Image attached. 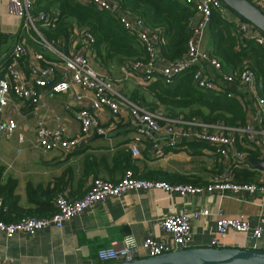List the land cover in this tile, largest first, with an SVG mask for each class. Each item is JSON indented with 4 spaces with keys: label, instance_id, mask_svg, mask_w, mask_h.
Wrapping results in <instances>:
<instances>
[{
    "label": "crops",
    "instance_id": "crops-1",
    "mask_svg": "<svg viewBox=\"0 0 264 264\" xmlns=\"http://www.w3.org/2000/svg\"><path fill=\"white\" fill-rule=\"evenodd\" d=\"M0 23L1 35L6 37L3 46L10 43L7 49L1 50L6 54L18 39L21 25L20 20L9 15L7 0H0ZM204 50L208 51L206 40ZM203 71L219 89L233 90L234 94H231L247 104L249 113L246 125L258 127L257 101L260 98L256 87L229 84L210 66L204 67ZM223 73L229 75L228 71ZM155 75L157 77L153 82L162 80L158 73ZM121 78L122 94L129 101L134 103V96L144 97L148 107H157V101L146 90V86L152 82H146L137 75ZM40 94L44 108L40 104L29 103L20 111L12 106L6 109V113L15 116L18 121V134L23 133L26 137L24 143L20 144L18 135L11 140L0 135V139L6 141L0 142V185L13 187L12 195L4 196L11 205L5 212L7 222H18L30 215L50 217L57 211L55 200L60 192H65L70 200L81 199L95 178L117 183L128 170H132L140 176L150 174L154 178L152 180L189 182L190 185L206 187L225 168L210 146L191 139L173 142L172 138L162 134L150 136L136 128L129 119L112 116L108 109L101 113L100 118L102 127L107 130L105 135L94 131L77 148L67 153L62 150L47 151L36 143L37 126L42 123L54 129L61 125L65 128L66 140L76 139L81 136V125L76 114L82 109L91 108L92 102L90 93L78 87L65 94L53 95L46 90H40ZM77 96L83 100L78 101ZM12 100L19 103L15 98ZM159 107L154 113L167 118L165 109ZM190 111H179L180 118L185 119ZM155 144L160 145L162 155H155ZM239 146L252 152L259 150L260 156L254 158L243 151L246 159L234 169L248 172L251 183L264 184V170L246 161L251 158L255 163L264 162V143L262 147H254L243 141V135H240ZM134 147L139 155H133ZM234 176L235 181L241 183ZM203 210H209L211 214L193 222L190 248L225 247L264 251V222H261L264 219V196L205 191L196 196L180 197L154 189L131 192L120 200L110 199L74 218L64 228H49L35 237L16 235L7 238L0 232V264H98L97 252L109 246L111 241L130 236L141 246L147 237L169 239L163 234L161 226L165 218ZM219 212L225 218H242L253 226H261V238L254 239L237 232L219 236L216 233ZM214 240L218 245H213Z\"/></svg>",
    "mask_w": 264,
    "mask_h": 264
},
{
    "label": "built area",
    "instance_id": "built-area-1",
    "mask_svg": "<svg viewBox=\"0 0 264 264\" xmlns=\"http://www.w3.org/2000/svg\"><path fill=\"white\" fill-rule=\"evenodd\" d=\"M83 5H92L97 10L108 12L123 25L124 29L145 45L149 54L148 63L134 62L121 67L125 77L137 75L146 82H153L157 75L162 77L166 85H171L176 78L188 70L197 68L194 81L200 89L225 92L219 89L210 80L203 68L210 66L229 84L245 88L256 87V75L246 68L238 81L232 76L224 75L221 63L212 58L204 50L206 31L211 22L212 15L218 13L229 23L235 24L243 38L253 40L264 50V34L253 25L238 18L221 0H186L193 4L197 10L198 20L194 26L192 37L188 42V51L177 62L166 61L159 52L162 42V32L152 33L138 18L123 10L116 0H77ZM264 13V0H248ZM8 13L20 20L18 39L13 47L0 59V135L9 140L17 135L19 143L23 144L26 137L18 134V121L15 116L6 113L10 106L20 111L27 104H40L43 96L40 90L50 94H65L75 87L90 93L91 108L82 109L76 114L81 125V136L65 139V128L58 126L51 129L40 123L35 130L36 143L47 151L62 150L67 153L77 148L92 132L105 135L107 130L101 125V113L108 109L112 116L129 119L139 130H144L150 136L157 134L167 135L173 142L191 139L210 146L225 165L219 176L215 177L206 187L190 184H171L165 181L145 180L135 177L132 171H127L117 183L93 179L89 191L78 200H70L65 192H60L55 200L57 211L50 217H26L18 222L7 223L3 221L1 210L4 207L0 198V232L7 238L16 235L35 237L37 234L49 229H62L74 218L88 212L99 204L110 199L120 200L131 192H145L154 189L163 190L170 195L180 197L196 196L203 192H232L239 194L245 192L249 195L260 194L264 196V184H242L235 181L234 167L243 163L246 155L238 150L237 136L243 135L254 147H262L264 143V100L257 101L258 127L246 125L244 128H229L223 124H210L201 119L193 118H166L158 113H152L144 107L132 103L121 90L122 80H113L110 74L99 67L95 62L92 48L94 38L89 31L74 28L69 40L60 37L49 40L43 29L55 28L56 16L46 11L36 10V0H7ZM231 96V95H229ZM15 98L19 103H14ZM82 101L80 96L76 97ZM154 153L162 155L163 150L159 144L154 145ZM133 155H139L137 148L132 149ZM209 210L184 212L165 218L162 221L163 234L169 239L161 240L147 237L141 246L128 236L122 240H113L109 246L97 252L99 264L116 262H131L136 259L161 256L191 247L192 224L200 218L210 216ZM216 233L225 237L229 232L246 234L254 239L262 236V227L242 218L230 219L218 213ZM261 222H264L262 218ZM213 245H218L217 240ZM142 249V252L141 250Z\"/></svg>",
    "mask_w": 264,
    "mask_h": 264
},
{
    "label": "trees",
    "instance_id": "trees-1",
    "mask_svg": "<svg viewBox=\"0 0 264 264\" xmlns=\"http://www.w3.org/2000/svg\"><path fill=\"white\" fill-rule=\"evenodd\" d=\"M116 2L123 10L138 18L152 33L157 30L162 32V42L158 50L166 61L174 63L185 56L188 51V42L198 20L197 10L193 4L187 3L186 0H116ZM36 10L49 12L57 18L55 28L43 30L50 40H57L60 37H66L69 40L75 27L89 31L94 38L92 48L95 62L107 71L112 79L114 71L124 77L121 67L126 64L149 62V54L145 45L137 36L126 31L117 17L108 12L97 10L92 5H83L77 0H36ZM2 39L6 37L1 35L0 44H2ZM205 40L209 55L218 60L223 72L228 71L229 76H232L235 81H238L247 67L255 73L257 95L264 100L263 47L253 40L243 38L237 26L226 21L218 13L212 15ZM1 57L2 52L0 51V59ZM196 70L197 68L188 70L176 78L171 85H166L161 79L149 83L146 90L157 101L156 106L165 109L167 118H180L179 111L191 109L186 115V120L198 118L210 124H223L226 127L237 129L244 128L249 113L247 104L234 96L233 90L221 93L200 89L194 81ZM132 101L152 113L157 108L148 107L144 97L134 96ZM237 139L241 152H248L254 158L260 156L259 150L252 152L240 147L239 135ZM243 141L249 143L246 137ZM133 173L138 179H154L150 174L140 176ZM234 174L242 184L252 182L246 171L235 170ZM1 176L2 171H0V180ZM168 183L189 184V182ZM12 190L13 187L7 188L0 185V198L4 204L1 215L5 222H7L5 212L11 208V205L8 203L9 199L5 200L4 196L10 197Z\"/></svg>",
    "mask_w": 264,
    "mask_h": 264
},
{
    "label": "water",
    "instance_id": "water-1",
    "mask_svg": "<svg viewBox=\"0 0 264 264\" xmlns=\"http://www.w3.org/2000/svg\"><path fill=\"white\" fill-rule=\"evenodd\" d=\"M238 18L264 34V13L248 0H221ZM0 23V39H1ZM1 51V44H0ZM264 170V162L255 163ZM110 264H264V251L225 247H192L161 256Z\"/></svg>",
    "mask_w": 264,
    "mask_h": 264
},
{
    "label": "rangeland",
    "instance_id": "rangeland-1",
    "mask_svg": "<svg viewBox=\"0 0 264 264\" xmlns=\"http://www.w3.org/2000/svg\"><path fill=\"white\" fill-rule=\"evenodd\" d=\"M3 41H2V44H1V46L3 47V48H1V50L2 49H7L8 48V46L10 45V43H8L7 45L6 44H4V46H3V43L6 41V39H2ZM3 54H5V52H2V55ZM113 77L115 78V80L116 79H118L119 81H120V79H123V78H121V75L116 71H114L113 72ZM113 78V79H114ZM0 142H2V143H6V141L5 140H3V139H0Z\"/></svg>",
    "mask_w": 264,
    "mask_h": 264
}]
</instances>
